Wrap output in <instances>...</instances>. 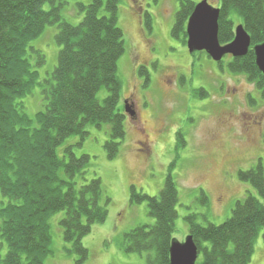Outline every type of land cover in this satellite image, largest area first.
Returning a JSON list of instances; mask_svg holds the SVG:
<instances>
[{
  "label": "trees",
  "instance_id": "16d2710c",
  "mask_svg": "<svg viewBox=\"0 0 264 264\" xmlns=\"http://www.w3.org/2000/svg\"><path fill=\"white\" fill-rule=\"evenodd\" d=\"M119 3L78 2L83 20L73 25L62 16L61 0H0V193L7 200L0 209V251L7 248L5 255L0 252V264H44L53 254L51 220L57 214L64 215L59 226L63 240L71 247L68 251L76 255L75 264H85L90 254L83 240L93 226L107 221L111 199L106 197L101 179L89 178L91 158L78 157L74 150L89 138L90 129L108 127L109 140L104 148L113 160L127 136L126 116L119 108L123 84L118 63L126 53ZM46 5L51 7L49 11L44 9ZM180 5L172 29L178 40L187 36L185 24L196 4L182 0ZM217 8L221 45L233 42L239 25L251 38L245 57L227 56L228 63H217L218 68L245 75L264 100V75L254 52L256 46L264 44V0H220ZM48 26L58 27V65L51 76L39 82L40 74L34 67L44 64L45 57L31 43ZM138 73L148 86L147 69ZM36 87L43 103L31 116L24 99L34 97ZM102 90L107 92L103 100L99 98ZM195 95L204 98L208 93L200 89ZM249 102L255 104L251 96ZM73 138L79 143L68 145ZM239 179L250 184L259 198L249 194L238 201L231 217L221 225L203 226L197 223L196 215L187 218L189 236L198 247L197 264L251 263L256 240L264 229L262 163L241 171ZM200 199L209 205L204 191ZM130 204H146L155 224L125 234L122 251L147 255L148 264H170L179 204L174 179L168 176L158 197L132 187Z\"/></svg>",
  "mask_w": 264,
  "mask_h": 264
},
{
  "label": "rangeland",
  "instance_id": "374dc122",
  "mask_svg": "<svg viewBox=\"0 0 264 264\" xmlns=\"http://www.w3.org/2000/svg\"><path fill=\"white\" fill-rule=\"evenodd\" d=\"M181 1L120 0L119 26L125 34L126 53L118 63L123 84L119 108L126 116L127 136L113 160L104 148L109 140L108 127L90 129L89 138L74 150L78 157L91 158L89 178L101 179L105 195L111 199L107 221L93 226L83 240L90 254L85 264H148L147 255L126 254L121 249L125 234L155 224L146 204H130L132 187L158 197L172 176L179 192L174 240L180 243L189 236V216L196 215L197 223L203 226L221 225L231 217L238 201L249 194L259 198L250 184L240 181L239 173L259 162L264 167V100L245 75H232L227 67L223 72L207 54H197L205 52L190 54L188 36L174 38L172 29ZM189 1L199 4L203 0ZM207 1L213 7L220 5V0ZM61 2L63 18L78 25L83 15L78 13L77 3L89 5L92 0ZM50 8L44 7L47 11ZM58 32L57 26H48L31 43L45 57L44 64L34 67L40 74L39 82L51 76L58 65ZM228 59L224 57L221 62ZM141 68L148 71V86L138 75ZM200 89L208 96L196 97L195 91ZM34 91V97L24 99L31 116L43 103L40 88ZM106 96L105 90L99 94L101 100ZM126 104L134 116L125 111ZM78 143V138L68 141V145ZM201 191L209 199L207 207L201 203ZM5 203L0 193V209ZM63 216L57 214L51 220L53 254L44 264L76 262L59 226ZM0 252L5 255L7 248ZM250 264H264V229Z\"/></svg>",
  "mask_w": 264,
  "mask_h": 264
},
{
  "label": "water",
  "instance_id": "95a60500",
  "mask_svg": "<svg viewBox=\"0 0 264 264\" xmlns=\"http://www.w3.org/2000/svg\"><path fill=\"white\" fill-rule=\"evenodd\" d=\"M220 9L215 8L203 0L196 4L187 24V47L190 54L205 52L214 62L220 63L224 57H245L251 48V38L243 25L235 29L233 42L221 45L219 42ZM256 64L264 75V44L254 48ZM125 111L134 116L133 110L126 104ZM199 258L198 247L191 236L185 242L176 240L170 249V264H197Z\"/></svg>",
  "mask_w": 264,
  "mask_h": 264
}]
</instances>
